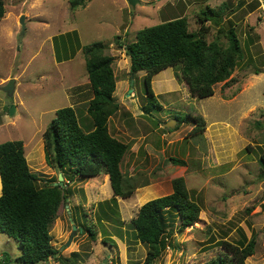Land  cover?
Masks as SVG:
<instances>
[{"label": "rangeland", "instance_id": "1", "mask_svg": "<svg viewBox=\"0 0 264 264\" xmlns=\"http://www.w3.org/2000/svg\"><path fill=\"white\" fill-rule=\"evenodd\" d=\"M3 1L0 143L23 142L39 186L58 179L59 172L45 163L42 139L55 111L74 107L86 119V103L92 98L82 49L75 52L73 44L101 42L114 58L113 96L120 107L108 128L112 137L129 146L120 170L134 192L128 199L115 198L117 215L110 214L114 224L97 218L98 203L112 198L103 174L71 181L66 177L72 194L50 227L53 247L63 255L78 252L73 264H142L147 246L134 238L131 219L144 203L170 195L172 181L182 178L200 207L198 220L182 232L175 227L169 246L152 264H206L223 250L220 241L236 243L242 236L255 238L254 253L246 264H264V165L259 162L264 153V0H138L134 8L125 0H88L84 8L75 10L70 9V0ZM223 2H230L231 13L235 11L224 20L236 25L242 46L230 78L214 86L213 96L199 99L176 79L178 69L167 68L152 80L162 109L144 114L145 73L129 75L123 45L133 42L138 30L179 17L187 20L190 32L197 31V15L206 6L215 8ZM238 2L243 5L236 10ZM206 26V41L212 42L218 28L210 22ZM59 35L67 40L65 54L74 52L62 62L56 60L53 45ZM219 42L227 44L222 35ZM193 116L202 117V133L190 135ZM173 122L172 128L165 126ZM170 158L182 160L185 166L173 165ZM73 226L76 231L67 246ZM19 255L18 243L0 234V264H17L14 259Z\"/></svg>", "mask_w": 264, "mask_h": 264}, {"label": "trees", "instance_id": "2", "mask_svg": "<svg viewBox=\"0 0 264 264\" xmlns=\"http://www.w3.org/2000/svg\"><path fill=\"white\" fill-rule=\"evenodd\" d=\"M88 0H70V9L84 8ZM243 2L237 3L239 9ZM230 2H223L215 8L205 7L197 15L199 29L188 30L187 20L175 18L163 23L140 29L135 40L123 45L129 59V75L135 77L144 72L143 83L145 103L142 112L151 115L152 111L161 110L152 89V80L167 68H176L175 77L185 83L190 95L199 99L213 96L214 86L223 83L232 75L237 62L241 59L242 46L235 32V24L224 17L233 15ZM4 1L0 0V20L5 15ZM210 22L218 28L214 41L207 42L206 35ZM226 22V23H224ZM228 27L224 28L223 25ZM224 36L227 44L219 42ZM64 35L53 38L54 51L58 62L66 61L74 55H66ZM92 93L86 103L87 120L80 117L77 108L65 107L55 111L54 118L47 125L43 135L45 163L49 168L62 174L63 184L53 186L56 180H49L39 186L36 174L30 172L24 144L20 140L0 143V234L16 241L20 255L14 259L17 264H39L49 258H56L62 264H73L78 253L61 257L51 243L49 234L52 223L57 218L61 204L72 194L64 182L75 177L79 179L107 175L112 191V198L98 203L99 220L106 222L111 215H117L116 199H128L134 187L127 186L120 170L121 161L129 146L109 133L108 123L111 116L119 110L113 93L116 79L113 72V57L105 53L106 46L94 42L80 47ZM61 52H59V51ZM71 52V50H69ZM132 79V78H131ZM178 122L182 118L174 116ZM193 123L190 135L204 131V121L200 116L189 117ZM246 151L250 149L245 148ZM176 166H185L182 160L170 158ZM259 162L264 165V153ZM173 192L144 203L139 207L135 218L131 219L134 238L147 246L142 264H152L159 259L174 233L175 227L182 232L194 225L200 213V207L191 198L182 178L172 181ZM108 211V212H107ZM111 214V215H110ZM93 238V234L89 233ZM223 249L206 264H246V259L253 255L255 238L251 237L235 242L220 241Z\"/></svg>", "mask_w": 264, "mask_h": 264}, {"label": "water", "instance_id": "3", "mask_svg": "<svg viewBox=\"0 0 264 264\" xmlns=\"http://www.w3.org/2000/svg\"><path fill=\"white\" fill-rule=\"evenodd\" d=\"M127 3H128V5L129 6H131L132 8H134L135 7V5H136V3L138 2V0H125ZM19 23H20V26H21V32H20V34L21 35H23L24 34V30H25V24H24V18H23V16L20 18V21H19ZM133 78V77H132ZM130 86L132 87V85H133V80L131 79V81H130ZM132 92V90H129V93H131ZM9 96H11L12 95V93L10 92L9 94H8ZM129 95V94H128ZM13 113H14V106L13 105H10L9 106V114L10 115H13ZM174 125V122L173 123H167V124H165V126L166 127H169V128H172V126ZM56 185H59L60 187H63L64 186V184H63V177H62V174L59 172V174H58V182H55V183H53V186H56ZM66 210H68V206H66ZM75 231H76V227L75 226H73V228H72V232H71V236H70V239H69V241L67 242V246H69L70 245V242H71V240H72V237L74 236V234H75Z\"/></svg>", "mask_w": 264, "mask_h": 264}, {"label": "built area", "instance_id": "4", "mask_svg": "<svg viewBox=\"0 0 264 264\" xmlns=\"http://www.w3.org/2000/svg\"><path fill=\"white\" fill-rule=\"evenodd\" d=\"M45 264H62L61 262L58 261L56 258H49L44 262Z\"/></svg>", "mask_w": 264, "mask_h": 264}, {"label": "crops", "instance_id": "5", "mask_svg": "<svg viewBox=\"0 0 264 264\" xmlns=\"http://www.w3.org/2000/svg\"><path fill=\"white\" fill-rule=\"evenodd\" d=\"M103 178H105L104 179V181L106 182V183H109V180H108V176L107 175H104V177ZM66 208V207H65ZM68 208H69V206H68ZM65 252V251H64ZM73 253V252H72ZM78 253V252H77ZM70 254L71 253H68V255H63V253H60V255H61V257H63V258H67V257H69L70 256ZM59 261V260H58ZM60 262V261H59Z\"/></svg>", "mask_w": 264, "mask_h": 264}]
</instances>
